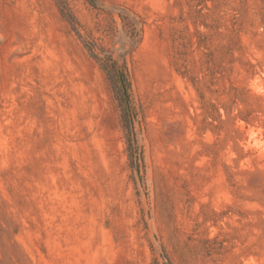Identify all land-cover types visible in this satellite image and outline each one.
Instances as JSON below:
<instances>
[{
	"label": "rangeland",
	"instance_id": "1",
	"mask_svg": "<svg viewBox=\"0 0 264 264\" xmlns=\"http://www.w3.org/2000/svg\"><path fill=\"white\" fill-rule=\"evenodd\" d=\"M0 264H264V0H0Z\"/></svg>",
	"mask_w": 264,
	"mask_h": 264
},
{
	"label": "trees",
	"instance_id": "2",
	"mask_svg": "<svg viewBox=\"0 0 264 264\" xmlns=\"http://www.w3.org/2000/svg\"><path fill=\"white\" fill-rule=\"evenodd\" d=\"M122 95H123V97H125L126 93H123ZM125 105H126V102H125ZM124 109H126V107ZM125 115H126L125 117L127 118V112L125 113Z\"/></svg>",
	"mask_w": 264,
	"mask_h": 264
}]
</instances>
